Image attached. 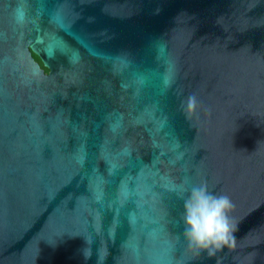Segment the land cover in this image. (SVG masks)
Returning <instances> with one entry per match:
<instances>
[{"label": "water", "instance_id": "95a60500", "mask_svg": "<svg viewBox=\"0 0 264 264\" xmlns=\"http://www.w3.org/2000/svg\"><path fill=\"white\" fill-rule=\"evenodd\" d=\"M201 184L234 205L211 257ZM98 257L264 264V0H0V264Z\"/></svg>", "mask_w": 264, "mask_h": 264}, {"label": "clouds", "instance_id": "9594fccd", "mask_svg": "<svg viewBox=\"0 0 264 264\" xmlns=\"http://www.w3.org/2000/svg\"><path fill=\"white\" fill-rule=\"evenodd\" d=\"M197 98L191 95L187 100L189 116L196 113ZM184 198V237L189 248L197 254L207 252L211 257L224 248H234L236 244V225L230 218V211L234 207L227 195H216L208 190L207 185H192L185 189ZM184 193V196H185ZM85 244L90 241L85 239ZM85 260L91 259L90 248L82 250ZM102 257H98L97 264H101Z\"/></svg>", "mask_w": 264, "mask_h": 264}]
</instances>
